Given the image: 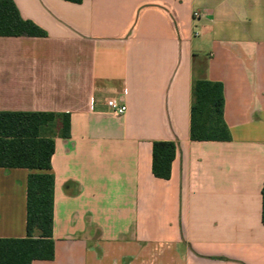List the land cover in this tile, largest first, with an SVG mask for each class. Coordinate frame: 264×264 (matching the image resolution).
Segmentation results:
<instances>
[{
	"label": "crops",
	"instance_id": "obj_1",
	"mask_svg": "<svg viewBox=\"0 0 264 264\" xmlns=\"http://www.w3.org/2000/svg\"><path fill=\"white\" fill-rule=\"evenodd\" d=\"M12 1L46 36L0 37V112L56 118L49 170L0 168V241L48 173L54 257L30 264H264V0ZM196 80L222 84L229 141L190 140ZM155 141L176 144L167 180Z\"/></svg>",
	"mask_w": 264,
	"mask_h": 264
},
{
	"label": "trees",
	"instance_id": "obj_2",
	"mask_svg": "<svg viewBox=\"0 0 264 264\" xmlns=\"http://www.w3.org/2000/svg\"><path fill=\"white\" fill-rule=\"evenodd\" d=\"M80 4L84 0H63ZM45 37L46 33L20 17L12 0H0V37ZM189 137L191 141H229L223 120L224 96L221 83L196 80L191 88ZM56 118L50 112H0V168L47 171L51 166L54 142L42 137L41 129ZM62 136H69V117L62 115ZM176 153L171 141L152 143L151 171L167 180ZM26 237L0 241V264H30L52 260L53 177L33 173L27 178ZM261 221L264 226V185L261 189Z\"/></svg>",
	"mask_w": 264,
	"mask_h": 264
},
{
	"label": "built area",
	"instance_id": "obj_3",
	"mask_svg": "<svg viewBox=\"0 0 264 264\" xmlns=\"http://www.w3.org/2000/svg\"><path fill=\"white\" fill-rule=\"evenodd\" d=\"M192 16L194 19H198L201 17V13H199L198 11H194ZM106 105L109 108L110 112L116 117H120L126 112V106L120 100L108 99L106 101Z\"/></svg>",
	"mask_w": 264,
	"mask_h": 264
}]
</instances>
